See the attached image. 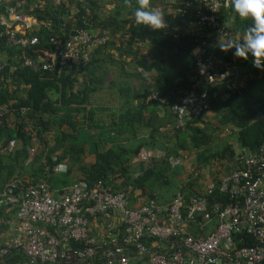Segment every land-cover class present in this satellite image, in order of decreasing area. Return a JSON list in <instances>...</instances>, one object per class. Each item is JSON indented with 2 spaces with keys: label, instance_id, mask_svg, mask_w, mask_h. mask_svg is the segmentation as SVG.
I'll list each match as a JSON object with an SVG mask.
<instances>
[{
  "label": "trees",
  "instance_id": "1",
  "mask_svg": "<svg viewBox=\"0 0 264 264\" xmlns=\"http://www.w3.org/2000/svg\"><path fill=\"white\" fill-rule=\"evenodd\" d=\"M22 1L27 14H33L29 9L36 0ZM164 1L167 0H150V3L158 8ZM179 1L173 2L170 10L162 11L166 23L158 30L135 22L133 12L137 0H115L113 14L109 15L105 14L107 6L103 0H63L60 3L43 0L42 9L34 10L33 14L37 25L28 27L24 34L37 37L38 42L25 47L9 46L6 33L14 27L2 26L0 62L4 66L0 70V107H8L9 111L0 125L1 187L15 180L24 186L46 182L52 191H58L76 179L107 181L117 176L120 183L115 189L126 191L132 204L152 197L164 204L171 202L180 188L182 179L177 178L180 172L173 171L185 162L171 166L170 156L183 160V153L195 152L196 169L202 170L207 165L212 170L206 182L217 181L222 173L237 167V162L233 161L236 155L264 156V93L259 98L254 96L256 89L261 91L264 87V71L253 66L251 56L247 60L232 58L234 48H220L222 40L224 43L242 41L251 21L234 16L231 7L222 8L217 15L221 30L206 22L198 27L197 34L196 2L184 1L188 8L185 21L179 11L183 4ZM15 3L16 0L0 3V13H6L5 7ZM78 29L109 36L105 44L94 47L85 65L64 68L56 64L52 70L24 65L27 57L37 62L34 49L53 51L58 41L65 43ZM118 33H123L127 43L121 52L122 58L130 53L133 45L141 43L148 49L147 58L139 56L136 50L128 67L121 64L124 63L121 60H113L108 42ZM174 34H178L177 38ZM200 41H205L202 48L206 55L230 62L231 76L216 87L220 92H229L230 96L211 103L208 111L211 115L206 120L203 113L179 125V115L173 113L172 105L178 103L181 92L190 85L196 64L193 50ZM118 64L120 78L112 76L110 67ZM234 79L243 84L229 89L227 84ZM106 85L110 96L108 103H102L96 94L106 89ZM153 92L166 98V102L154 98ZM112 94H116V98ZM201 123L206 127H201ZM207 124L230 129L232 133L236 131L237 149L227 145L220 152L211 153L213 136ZM26 126L31 129L26 130ZM157 137L167 143L164 154L152 157V166L144 170L139 154L143 149L149 150L148 144ZM10 139L16 142L14 149L2 151V145ZM29 145L34 149L31 154ZM61 162L66 163V171L55 170ZM238 166L246 168V164L238 163ZM139 170L141 174L135 176ZM186 170H182L186 173L183 191L188 200L198 195L202 175L200 171L197 176L194 170ZM169 173L177 180L178 189L168 199L160 200L154 188L170 184ZM27 260V255L20 250H12L6 256L11 264Z\"/></svg>",
  "mask_w": 264,
  "mask_h": 264
},
{
  "label": "built area",
  "instance_id": "2",
  "mask_svg": "<svg viewBox=\"0 0 264 264\" xmlns=\"http://www.w3.org/2000/svg\"><path fill=\"white\" fill-rule=\"evenodd\" d=\"M184 1H179L183 4L179 11L187 21ZM23 2L16 0L5 7L6 13H0V40L2 26L14 27L5 36L7 44L16 48L38 42L35 36H24L28 25L19 11ZM193 2L198 34V27L206 22L220 26L217 15L230 7L231 0H189L188 4ZM108 39V34L78 29L65 43L58 41L53 51L34 49L37 62L27 57L24 65L43 70H52L56 64L64 68L85 65L94 47ZM204 44L200 41L193 50L196 64L190 85L172 105L179 125L230 96L216 88L231 76L230 62L206 55ZM3 66L0 62V70ZM236 82L227 84L228 88L237 87ZM152 96L166 102L157 92ZM8 111V107H0V125ZM15 144L10 139L1 150L11 152ZM27 148L30 154L34 151L31 145ZM154 156L150 150H141L139 161L144 170L152 166ZM181 159L170 156L168 162L175 166ZM233 161L237 167L222 173L217 181L197 186L198 195L188 200L184 198L183 179L173 200L164 204L155 197L132 204L126 191L115 189L120 183L117 176L107 181L76 179L58 191H52L46 182L26 186L16 180L6 183L0 187V264H11L6 256L12 250L28 257L16 264H264V156L243 153ZM66 168V164H59L55 170ZM140 174L139 170L134 175ZM5 226L9 229L7 238Z\"/></svg>",
  "mask_w": 264,
  "mask_h": 264
},
{
  "label": "clouds",
  "instance_id": "3",
  "mask_svg": "<svg viewBox=\"0 0 264 264\" xmlns=\"http://www.w3.org/2000/svg\"><path fill=\"white\" fill-rule=\"evenodd\" d=\"M230 7L234 16L250 20L251 23L247 26L246 34L242 41H229L225 43V46H220V48H234L233 55L245 60L251 56L253 66L264 71V0H231ZM133 16L138 25H143L146 28L158 30L165 27L166 21L162 10L155 9L150 0H137ZM236 80L237 85L241 83L238 79ZM60 164L66 163L61 162ZM201 183L199 182V185L203 186L207 182Z\"/></svg>",
  "mask_w": 264,
  "mask_h": 264
},
{
  "label": "crops",
  "instance_id": "4",
  "mask_svg": "<svg viewBox=\"0 0 264 264\" xmlns=\"http://www.w3.org/2000/svg\"><path fill=\"white\" fill-rule=\"evenodd\" d=\"M108 1H111V0L104 1L106 3V6H108V4H109V3H107ZM112 1L114 3L115 0H112ZM154 1L151 0V2H154ZM23 5H24V2H23ZM172 5H173V2H171L170 0H167V1H164V4L163 5L160 4V5H158V8H156V7H154V8L164 11V10H170ZM42 7H43V0H36V2L34 4H32V6H30V9L29 10H33V14H35L34 13V10H36V9H42ZM24 9L25 8H23V12H21L26 17L24 24L28 25V27L37 25V18L34 17L33 14L28 15L27 14L28 13V10H26V9L24 10ZM122 41H124V44H122ZM220 43L225 44L223 42V40L220 41ZM108 44H109L108 49H110L109 51L111 52L112 59L115 60V61H120V60L123 61L124 63H121V64H125L126 67H128V64H131V62H133L134 57H135V51L136 50L139 51V54H138L139 56H142L144 58H147V55H148L147 54L148 53V49L145 48L146 45L143 44V43H141V44H138V45H133L132 48H131L130 53L127 54L128 56L126 55L124 58H122L121 57V52H123L124 51L123 49H126V46H127V43H126V40L124 38L123 33H118L115 37L114 36L111 37L110 38V41L108 42ZM110 67H111V71L113 73L112 76L113 77H116L118 75L119 78H120V68L121 67L119 66V64L118 65H112ZM130 67L132 68L133 67V64ZM107 89H108V86H107L106 89H102L101 91L97 92V94H96V96L102 102H107L108 101V97L110 96L109 95V92L106 91ZM112 97L113 98H116V94H112ZM210 114H211L210 112L207 113V115H210ZM164 146H167V143H166L165 139L164 138H158V137L157 138H154V140H152L148 144L149 150H152L153 151V154L157 158L160 157V156H162L164 154V150H163L164 149ZM187 154H188L187 152L183 153V157H185V161H186V155ZM191 159H192L191 157L188 158V160H191ZM189 164H190V162H189ZM188 167L189 166L187 165L186 168H188ZM191 170L192 169H190V171ZM211 172H212V170L211 171L209 170L208 172H203V174H202L203 176H201L202 183H205L206 180H208L210 178ZM180 174L181 173H179V176H180ZM182 178H179V180H181ZM7 217L10 218V215H8ZM8 230H9L8 227L5 226L4 227V231H6L5 238H7L8 235H9V231Z\"/></svg>",
  "mask_w": 264,
  "mask_h": 264
},
{
  "label": "rangeland",
  "instance_id": "5",
  "mask_svg": "<svg viewBox=\"0 0 264 264\" xmlns=\"http://www.w3.org/2000/svg\"><path fill=\"white\" fill-rule=\"evenodd\" d=\"M103 1H107V0H103ZM107 3H109V4L105 9V14H107V15L113 14L112 10H113V5L115 3H113L112 0L108 1ZM222 45L225 46V44H222ZM258 86L261 87L262 85L258 84ZM263 93H264V87L261 91H259V88H258L254 91V96L256 98H259ZM106 103H108V102H106ZM210 115H207V113H206L204 115V119L206 120L207 117ZM200 126L206 127L204 123H201ZM208 128L210 129V130L208 129V132L210 134H212V136H213L212 143H211L213 147L211 148V153H216V151L220 152L227 145H230L232 148L237 149L238 136H237L236 131H234L232 133L230 129H226V128L221 129V128H216L213 126H209ZM190 157L192 159L188 160V158H190ZM195 158H196L195 152H191V154L190 153L187 154L186 155V161L182 165H180L178 167V169H175V171H173V172H180L181 173L180 176L177 177L178 179L182 178V177H183L182 179H184L186 176V173L182 170L187 169L186 171H188V170L192 169V170H194V172H198V169H196L198 161H195ZM189 162H190V164H189ZM187 165L189 166L188 168H186ZM208 171H209V167L207 165L204 166L202 168V170H200L201 174H203V172H208ZM168 176H169V179L171 181L170 184L169 183L163 184V185L156 186L154 188V192L157 194V196L159 197L160 200L168 199L178 189L177 188V180L175 181L173 173H169ZM173 179H174V181H173Z\"/></svg>",
  "mask_w": 264,
  "mask_h": 264
}]
</instances>
